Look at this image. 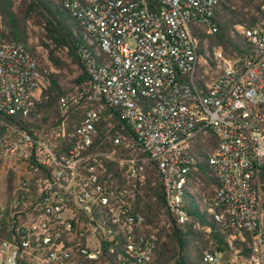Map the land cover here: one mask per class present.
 I'll use <instances>...</instances> for the list:
<instances>
[{
  "label": "built area",
  "instance_id": "obj_1",
  "mask_svg": "<svg viewBox=\"0 0 264 264\" xmlns=\"http://www.w3.org/2000/svg\"><path fill=\"white\" fill-rule=\"evenodd\" d=\"M57 1L82 26L86 74L59 96V123H17L48 79L23 43L0 34V163L30 166L0 205V264L102 263L103 241L112 255L104 264H159L170 221H147L136 200L155 171L167 215L199 228L187 205L200 162L216 185L197 207L225 235L228 252L223 259L206 250L202 260L264 264V19L234 24L238 49L226 56L201 41L218 29L221 0ZM77 106L83 114L68 128ZM106 108L125 129L109 146L95 143L100 122L113 118Z\"/></svg>",
  "mask_w": 264,
  "mask_h": 264
},
{
  "label": "trees",
  "instance_id": "obj_2",
  "mask_svg": "<svg viewBox=\"0 0 264 264\" xmlns=\"http://www.w3.org/2000/svg\"><path fill=\"white\" fill-rule=\"evenodd\" d=\"M13 6L14 0H0V16L5 27L4 30H0L1 37L5 40H16L23 43L36 56L34 48L28 44L27 21L32 20L35 25H44L46 37L50 42L56 47H66L72 61L81 68L82 72L76 79L77 81H81L86 74L78 52L79 46L83 43L81 40L83 29L78 21L63 9L57 0H20L16 9ZM219 8L222 12H219ZM241 14V11L233 10L227 6L226 0L219 2L215 17L218 29L215 33L207 35L210 48L213 45H221L226 56L230 54L231 50L238 49L235 38L230 35V29L234 23L242 21L240 18ZM46 47H48L47 44ZM48 54L50 59L55 63L59 61L53 55L52 49L49 50ZM38 66L41 70L39 62ZM60 94L62 93L54 74H49V86L47 90L43 91L41 102L36 104L37 111L43 113V121H46L51 113L57 112L55 103ZM108 111L113 112V121L119 125L123 123L119 118L117 110L108 108ZM7 120L10 121V119ZM17 123L22 126L27 125L26 122L20 120ZM104 128V122L101 121L99 124L100 138L95 139V143H99L100 139L103 138ZM200 153L203 154V151L200 150ZM198 165L199 170L197 174L203 180L216 185L215 176L209 166L203 162H200ZM260 177L264 181V166L261 168ZM153 178L158 179L154 175ZM150 191H152L151 194H147L144 199L136 202L137 206L142 204V211L147 221L157 218L160 208H164V198L160 182L158 181L155 186L150 188ZM153 196H155V199H153ZM195 198V196L191 198L189 195L187 208L195 220L199 221L202 226L210 227V232L193 228L192 223L179 225L168 215L170 226L161 229V236L165 238L159 243L156 252V261L159 264H166L172 260V264H207L202 260V254L206 250L221 253L223 259L227 257L225 235L218 230L217 224L204 211L198 209ZM102 249L103 256L101 260H112V255L106 253L107 242H102ZM83 262L84 264H100L88 260H84Z\"/></svg>",
  "mask_w": 264,
  "mask_h": 264
},
{
  "label": "rangeland",
  "instance_id": "obj_3",
  "mask_svg": "<svg viewBox=\"0 0 264 264\" xmlns=\"http://www.w3.org/2000/svg\"><path fill=\"white\" fill-rule=\"evenodd\" d=\"M19 1L20 0H14V6H13L14 9L17 8ZM226 4L233 10L241 11L242 13L240 16V18L242 19L241 22H244L247 25L252 24L254 21L264 19V7H262L261 2H252V1H247V0H226ZM219 12H222L220 8H219ZM233 25L230 29V35L235 38L236 42H239L240 37L237 34H235V32H233ZM4 29L5 27L3 25V28L0 30H4ZM27 30H28V44L30 47L34 48L36 57L41 67V71L43 72L45 77L48 79V84L46 85V88L43 89V91L47 90L49 86V74L53 73L55 79L57 80L59 84L61 93L62 94L73 93L75 91V87L80 82V81H77L76 79L79 77L82 70L76 63L72 61V59L68 55L67 48L66 47L61 48V47L54 46V44L51 43L50 40L46 37V30L44 29V25H41V26L35 25L32 22V20H28ZM201 41L203 44L206 45L208 49L210 48L208 45L209 41H208L207 36H202ZM46 44L48 45V47H46ZM50 49L53 50V55L59 60L57 63L51 60L50 57L48 56ZM234 51L235 50H231L230 54L228 55L229 56L235 55ZM62 94H60V96ZM58 98H57V101H58ZM42 99H43V96L41 95L40 100ZM57 101L55 103L57 112L51 113L49 117H47L46 121L42 120L43 113L40 111H37L35 107L34 111L31 113L29 118L24 121L27 124L26 127L27 128H44V127L52 126V125L59 123L62 118L59 114ZM107 112H109L108 108H106L103 111V115L107 116L108 114ZM82 114H83L82 108L78 106L73 107L72 110L70 111L69 118L67 120V127L71 128L73 124H77ZM102 121L104 122V125H105V128H104L105 131L103 133V138L100 139L101 145L109 146L111 143V138L116 132L125 134V129L122 128L121 123L119 125L112 119H106V120L104 119ZM97 138H100L99 126H98V137ZM208 149L209 151L211 150L210 144L208 146ZM29 171H30V166L25 162L2 163V164L0 163V205L9 204L13 189L15 188V186L18 184V182L21 179L30 176ZM153 175L157 176L158 179L153 178ZM149 177H150L149 178L150 181L155 182V184L153 185L155 186L156 183L159 181L158 174L155 171H151L149 173ZM259 181L261 183H264V181L261 180L260 176H259ZM190 188H191L192 196H195L196 197L195 199L201 200V199H207L213 195L215 184L209 181L207 182L203 180L196 173V175L192 176ZM151 193L152 191H150V188L147 187V189L144 192V195L138 198L136 202L138 200L144 199L147 194H151ZM138 206L142 207V204ZM156 221L158 222L157 225L159 226H162L163 222L170 221L169 216L167 215L164 208H160L157 218L153 219L150 222L154 223ZM163 228L164 227H162L161 229ZM197 229L204 231L200 223H199V228ZM226 255H228V252H226ZM167 263L172 264L173 260ZM82 264H84V262H82ZM100 264H104L103 261Z\"/></svg>",
  "mask_w": 264,
  "mask_h": 264
}]
</instances>
